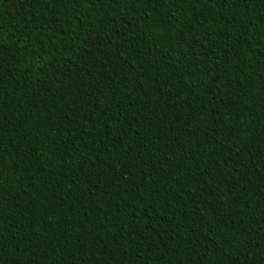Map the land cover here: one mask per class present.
Wrapping results in <instances>:
<instances>
[{
  "label": "trees",
  "instance_id": "obj_1",
  "mask_svg": "<svg viewBox=\"0 0 264 264\" xmlns=\"http://www.w3.org/2000/svg\"><path fill=\"white\" fill-rule=\"evenodd\" d=\"M0 264H264V0H0Z\"/></svg>",
  "mask_w": 264,
  "mask_h": 264
}]
</instances>
